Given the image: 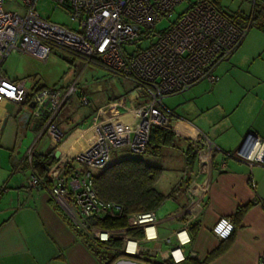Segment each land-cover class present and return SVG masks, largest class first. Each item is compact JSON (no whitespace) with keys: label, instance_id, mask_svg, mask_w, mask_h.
I'll use <instances>...</instances> for the list:
<instances>
[{"label":"built area","instance_id":"built-area-1","mask_svg":"<svg viewBox=\"0 0 264 264\" xmlns=\"http://www.w3.org/2000/svg\"><path fill=\"white\" fill-rule=\"evenodd\" d=\"M4 1L0 0V106L7 102L25 108L31 124L39 127L35 142L47 136L55 150L63 146L65 134L58 126L59 115L74 96H78L83 106L89 104L87 85L80 82L82 72L65 88H37L28 86L26 80L12 81L1 72L4 61L11 54L27 55L44 62L55 49L77 57L84 62V69L88 66L101 68L133 84L140 102L132 112L136 121L130 125L119 121V109H124L122 104L108 103L93 118L90 129L95 133L94 142L73 156L53 157L55 164L44 178L30 171L26 188L45 187L52 201L82 235L99 242L118 236L126 255L155 258L158 250L143 246L145 242L161 244L154 231L159 224L154 212L129 215L125 230L107 231L90 224L91 220L113 217L120 210L97 198L93 173L104 169L111 162L113 152L123 147L134 155H142L151 130L167 128L176 137L189 142L190 155L196 158L189 187L193 198L198 185L196 178L204 176L206 180L202 184H205L216 170L213 160L218 148L166 109L163 100L185 93L201 82L216 83V68L241 46L248 30L237 27L211 0H194L166 30L156 35L155 42L152 37L160 18L171 17L174 9L185 0H49L68 13L72 25L69 28L42 18L36 12L40 0H18L23 14L5 11ZM144 42H149L145 48L142 47ZM2 127L3 120H0V131ZM247 137H250L247 149L254 141L248 153L239 150L224 155L218 172L225 171L229 158L242 161L249 168H264V141L252 133ZM31 153L32 148L24 157L29 164ZM190 214L183 229L173 234L176 245L164 253V261L177 264L187 259L184 246L191 241L187 229L197 216ZM130 230L141 231L143 237H129L126 232ZM211 232L225 241L234 232V225L223 217ZM171 239L169 236L162 242L170 244ZM194 257L190 253V258ZM257 264H264V255Z\"/></svg>","mask_w":264,"mask_h":264},{"label":"crops","instance_id":"crops-1","mask_svg":"<svg viewBox=\"0 0 264 264\" xmlns=\"http://www.w3.org/2000/svg\"><path fill=\"white\" fill-rule=\"evenodd\" d=\"M93 84L94 82L86 84V95L89 100V104L86 106L92 102L89 97H95L102 91L99 83H95L94 86ZM74 97L73 100L76 99ZM72 99L58 118L59 128L64 134H68L65 142L71 140L69 150L61 154L68 156L75 155L94 142L95 133L90 129L93 118L99 110L106 107V104H102L100 107L90 109L87 116L74 117L69 112L73 103ZM113 101L121 103L124 107V109H119V121L126 125L134 124L136 118L132 112L140 104L134 88L126 97L109 100L107 104ZM77 102L83 106L78 97ZM10 107L17 108L15 118L18 120V125L22 131L31 129L35 134L38 133L39 127L31 124L32 120L28 112L22 111L20 107L7 102H3L0 106V120H3V125L9 116L8 108ZM89 117H92L91 120ZM259 118L261 119L258 122ZM261 120L263 123L260 124ZM263 120L264 104L258 112L256 119L258 123H253L244 133L230 136V143L223 140L214 141L206 136L218 148L221 158L216 161L214 157L213 165L217 168L205 184H202L206 180L204 176L196 178L198 185L194 189L193 198L189 194L191 179L186 172L185 160L190 144L180 139L176 140L173 146L162 149L161 155L164 149H171L170 151L178 154L176 156L177 175H179L183 165L184 170L183 174L180 175L179 183L174 185L165 202L154 212L159 222L154 231L161 244L158 246L154 242L143 244L149 250L153 248L158 250L156 257L153 258L155 262L164 261V253L176 245L173 234L183 229V224L191 218L190 212L197 214V216L187 229V235L191 240L189 244L184 246L187 260H195L199 264H257L258 259L264 255V168L257 166L249 168L246 163L229 158L226 160L225 171H217L219 164L223 161V153L234 154L239 151L243 143L250 140V137H247L249 133L264 141ZM89 121L88 127H82ZM186 124L205 136L202 131L189 122ZM52 145L54 147L53 143ZM54 150L53 148L47 153L53 152L52 156L58 158L59 156H55L57 150ZM23 160L24 158L19 163L14 161L17 166H22L21 170L25 164ZM173 165L175 164L173 163ZM150 166L158 167L156 165ZM162 175L163 169L159 180ZM29 176L28 171L27 178L17 188L9 189L5 185L0 187V264H102L96 253L88 249L76 230L72 228L66 215L62 212L63 214L60 216L53 209V201L48 191L42 187L36 190L26 188ZM200 177L203 179L199 180ZM248 204L251 206L240 219L230 240L224 242L212 234L211 229L220 218H232L239 207ZM181 214L185 216L179 217L180 219L175 218ZM169 236H172L171 242L173 244H170L173 246L163 250V246L169 248L166 243L162 242ZM190 253L194 254L195 257L190 258ZM113 264L146 263L120 258Z\"/></svg>","mask_w":264,"mask_h":264},{"label":"rangeland","instance_id":"rangeland-1","mask_svg":"<svg viewBox=\"0 0 264 264\" xmlns=\"http://www.w3.org/2000/svg\"><path fill=\"white\" fill-rule=\"evenodd\" d=\"M193 1L185 0L174 9L171 17H161L160 22L155 26L152 41L155 42L156 35L166 30L179 15L189 8ZM218 3L227 14L237 11L249 13L251 10L250 3L241 0H218ZM4 10L23 14V8L18 0H5ZM36 12L52 23L68 28L72 26L68 13L56 7L49 0H40L36 5ZM148 44L149 42H144L142 47L145 48ZM84 66V62L79 58L53 49L49 58L44 62L27 55L11 54L4 61L1 72L12 81L26 80L28 86L37 88H65L82 72L81 83H99L102 91L95 97H89L92 101L89 106H80L77 102L78 96L74 97L76 99H72L73 103L69 108V112L74 117L87 116L90 109L100 107L102 104L107 105L109 100L124 98L134 88L133 84L127 80L101 68L88 66L84 69ZM215 75L218 77L216 83L201 82L185 93L165 98L163 105L166 109L172 110L178 119L189 122L209 139L230 143V136L244 133L253 123H258L261 119L256 121L258 112L264 104V32L252 27L238 50L216 68ZM8 109L9 116L2 127L0 136V187L5 185L9 189H14L28 176V171L21 170L22 166L19 164L17 166L14 161L19 163L30 148L35 153L45 154L52 151L54 147L47 136L35 142L38 134L31 129L25 131L20 129L18 120L15 118L17 108ZM22 111H26L25 108H22ZM91 118L89 117V120ZM261 123H263L262 120ZM89 125L90 121L82 127L86 128ZM67 135L65 134L64 140ZM170 150L164 149L158 158H149L135 156L123 147L113 152L111 160L118 162L128 158H140L147 165L161 167L163 175L155 187L167 196L174 185L179 183L180 175L184 170L183 165L177 175L176 156L178 154ZM217 154L216 161L221 158V154ZM202 179L203 177L199 178V180ZM167 245L168 247L173 246ZM170 247L163 246V250L170 249Z\"/></svg>","mask_w":264,"mask_h":264},{"label":"trees","instance_id":"trees-1","mask_svg":"<svg viewBox=\"0 0 264 264\" xmlns=\"http://www.w3.org/2000/svg\"><path fill=\"white\" fill-rule=\"evenodd\" d=\"M211 1L217 9L223 12V14L227 16L228 19H230L237 27L247 29L248 31L252 27H256V29L264 32V0H241L243 2H249L251 10L249 13L237 11L233 14L225 13L220 7L218 0ZM63 58L68 60L66 57ZM176 140H180V138L176 137L171 129L154 127L151 130L148 145L142 155L149 158H158L161 155L162 149L173 146ZM185 142L189 143L188 141ZM52 153L53 152L38 154L32 150L30 164L27 162L26 158L23 160V162H25L23 170L29 172L32 171L38 177L44 178L49 169L55 164V159L53 158ZM224 155H232V153L224 152L223 156ZM55 156H59V154L55 152ZM185 160L186 172L190 177L196 168V158L190 155L189 149L187 150ZM161 173V168L147 165L140 158H128L118 162H110L101 171L94 172L92 182L97 198L104 203H110L118 206L120 210L113 217L107 216L104 219L91 220L90 224L107 231L125 230L128 228L127 217L129 215L155 212L167 199V196L158 192L155 187ZM41 187L45 188L43 186ZM52 204L53 209L60 216H62L63 213L61 209L54 202ZM250 206L251 204L239 207L236 210L235 215L232 218H228L234 225V232L227 240H230L233 237L240 219ZM76 232L87 245L88 249L96 253V256L102 261V264H113L120 258L137 260L146 264H175L171 260H165L161 263H157L154 259H149L143 255H126L122 251V240L118 236H113L107 242H99L82 235L77 230ZM126 234L129 237L136 239H141L143 237L141 231L130 230L127 231ZM177 264L199 263L195 260L186 259L185 261Z\"/></svg>","mask_w":264,"mask_h":264},{"label":"bare ground","instance_id":"bare-ground-1","mask_svg":"<svg viewBox=\"0 0 264 264\" xmlns=\"http://www.w3.org/2000/svg\"><path fill=\"white\" fill-rule=\"evenodd\" d=\"M70 141H71V140L65 142L64 145H63L59 150L56 151V152L59 154V156H60L61 154H63L65 151L69 150V147H70V146H69Z\"/></svg>","mask_w":264,"mask_h":264},{"label":"water","instance_id":"water-1","mask_svg":"<svg viewBox=\"0 0 264 264\" xmlns=\"http://www.w3.org/2000/svg\"><path fill=\"white\" fill-rule=\"evenodd\" d=\"M245 143V144H244ZM243 143V145L240 148V151H244L245 153H248L249 149L251 148L252 144L254 143V141L250 144H248V149L246 148L247 142L245 141ZM247 149V150H246Z\"/></svg>","mask_w":264,"mask_h":264}]
</instances>
